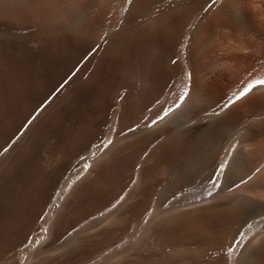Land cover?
<instances>
[{
  "label": "rangeland",
  "instance_id": "374dc122",
  "mask_svg": "<svg viewBox=\"0 0 264 264\" xmlns=\"http://www.w3.org/2000/svg\"><path fill=\"white\" fill-rule=\"evenodd\" d=\"M177 1L120 0L117 8L109 5L110 0H0V264L30 262L28 253L46 214L70 177L78 181L61 213L73 211L74 221L50 245L52 252L44 264H65L68 257L94 264L129 248L132 240L123 242L137 228L133 194L139 188L135 183L139 160L149 156L156 142L161 143L157 151L170 148L163 139L168 128L160 117L182 112L190 90L193 97H201L191 99L192 108L187 109L191 117L205 110L217 111L219 105L235 98L240 83L252 77L253 72L229 56L231 29L221 26L209 45L204 41L200 55L196 54L195 32L190 57L193 78L190 90L183 94L185 19L183 5ZM74 14H84L83 20L70 21L68 17ZM211 17L200 33L204 39L212 26ZM214 94L225 100L209 103L208 96ZM96 146L100 151L112 150L99 163L97 159V166L92 158L99 152ZM247 149L260 172L262 154L252 152L250 146ZM156 158L144 165L142 181L146 182L141 185L148 190H144L146 205L153 200L159 210H165L174 202H185L186 197H182L180 184L163 189L164 178L157 174L161 160ZM90 164L95 169L92 173L87 172ZM81 167L85 171L79 173ZM212 178L213 174L194 198L218 190ZM121 213L128 215L124 218ZM111 216L122 221L110 224L114 232L104 222ZM94 223L103 224L110 233L107 245L114 249L107 255L92 259L86 243L61 249L78 229H90ZM58 250H63L61 257ZM179 256L175 261L180 264L200 258L190 251Z\"/></svg>",
  "mask_w": 264,
  "mask_h": 264
},
{
  "label": "bare ground",
  "instance_id": "6f19581e",
  "mask_svg": "<svg viewBox=\"0 0 264 264\" xmlns=\"http://www.w3.org/2000/svg\"><path fill=\"white\" fill-rule=\"evenodd\" d=\"M110 1L109 5L113 3L115 7L120 8V0ZM176 4L183 5V18L185 19L182 31L184 49L182 89L184 95L190 90L189 82L193 78H190V68H192L190 57L196 44L195 32H198L196 54L200 55L206 46H204V41L205 44L209 45L208 43L219 35L221 26L231 29L228 32L231 39L229 56L232 61L243 63L244 69L253 72L252 77L245 83L239 82L240 84L236 87L238 91L236 90L237 93L234 98L236 100H226L223 106H218L217 111L205 110L199 115L191 117L187 113V109H190L193 102L190 101L192 98L199 101L201 97H193V92L190 90L185 96L184 105L182 103V112L173 115L165 114L162 118L160 117L162 120L160 123L162 122L168 128L163 139L170 143V148L166 147V150L160 152L157 150H159L158 147L161 143L156 144V142L154 143L155 146L151 147L152 144L149 156L146 159L142 157L139 160V167L138 164L136 166L138 170L135 171V183L139 188L137 191L135 190L136 194L133 196L136 197L134 200V203L136 201L134 217L137 228L136 230L132 228L134 233L130 232L125 236V242H123L132 240V244L129 248L125 247L124 250L111 254L112 256L109 254L108 257H111L108 259L95 261L94 264H180L175 261L177 257L181 254H187L189 251L194 255L199 254L200 258L193 257L192 260H185L184 264H264V168L260 169L262 172L256 171L258 168H255L254 160L250 156L251 152L247 149L250 146L252 152H260L264 162V83H257V81H264V0H178ZM210 14L214 16L211 17L213 19L211 21L212 26L208 25L211 29L208 30V35L204 39L200 33L205 27L203 25L204 22L206 24V19L209 20L207 17ZM63 18L64 16H62ZM82 18H84V14L79 16L74 14L68 17L72 22L80 19L82 21ZM250 84L252 88L241 96L240 93ZM202 85H204V80H201L199 87L202 88ZM237 97L240 98L237 99ZM224 100V96L218 94L208 96L209 103H220ZM214 139L217 143L213 147ZM112 146L111 149H113ZM175 147L178 149L175 150ZM195 147H199V149L196 150ZM104 148L108 147L104 146ZM109 149L100 151L102 149L99 148V152L92 156L95 160V162L93 161L95 166H97V159V163H99L101 157H105L108 152L112 151ZM98 150L95 149L94 151ZM217 153H219L218 158L216 157ZM156 156L161 160L157 174L164 178L163 183L161 182L163 189L174 187L176 185H173L174 183L180 184L182 197H186V199L184 198L185 202L182 199L183 203L178 204L176 202L177 204H175L174 202L171 206L168 204L170 207L167 209L165 207V210H159L153 200L151 205L149 204L150 206L146 205L144 190L148 184L144 186L145 189H143V184L141 185L142 182H146L142 181L144 165ZM91 164L87 168L88 173L94 169ZM84 167L79 169V173L85 171L83 170ZM148 172L150 173V171ZM212 174L211 182L218 187V190L210 195L208 192L206 193L207 196L200 199L194 198L208 184ZM86 176L83 175V177ZM76 181H78L76 177H70L58 192L51 204L50 211L46 214L47 218L45 217L44 225H40L39 237L35 239L33 247L28 253L30 262L27 258V262L24 260L26 264L46 263L52 252L50 245L53 246L60 234L73 224V211L63 215L61 212L69 196L72 195L71 191L75 183L77 184ZM133 196L129 198L133 199ZM129 200L126 201L129 202ZM158 205L160 206V203ZM133 215L131 216L133 217ZM113 216L104 221L109 223L106 226H110L111 230L110 224L115 226L114 223L117 225L119 224L118 221L121 220L120 215L118 217ZM125 216L123 217L125 218ZM96 225L80 231L76 228L78 232L75 230L76 232L74 231L75 233L67 242H62L61 249L70 250V248H75L81 243H86L91 250L92 259L103 258L114 249V246L107 245L110 233L103 228V224L101 226H99L100 223L98 226ZM118 233L120 235L119 231L116 234ZM32 240H34L33 237ZM120 244H118L119 247ZM63 250L58 251L61 253ZM67 251L65 253L67 256L72 255L69 254L70 251L69 253ZM62 254L64 253L62 252L60 257ZM80 254L85 253L81 252ZM83 261L68 257L65 264H82ZM21 263L25 264L23 260Z\"/></svg>",
  "mask_w": 264,
  "mask_h": 264
},
{
  "label": "snow or ice",
  "instance_id": "6c2138e0",
  "mask_svg": "<svg viewBox=\"0 0 264 264\" xmlns=\"http://www.w3.org/2000/svg\"><path fill=\"white\" fill-rule=\"evenodd\" d=\"M257 83H264V81H257ZM251 88H252V85H251V84L248 85L247 87L244 88V91H242V92L240 93V95H241V96L244 95V93L247 92V91H249V89H251ZM237 99H239V97H237Z\"/></svg>",
  "mask_w": 264,
  "mask_h": 264
}]
</instances>
